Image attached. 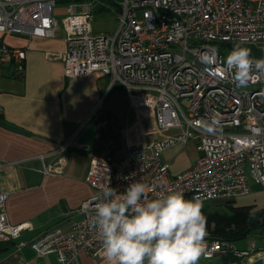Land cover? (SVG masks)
Returning <instances> with one entry per match:
<instances>
[{
  "label": "built area",
  "instance_id": "built-area-1",
  "mask_svg": "<svg viewBox=\"0 0 264 264\" xmlns=\"http://www.w3.org/2000/svg\"><path fill=\"white\" fill-rule=\"evenodd\" d=\"M58 3L65 4L62 15L56 13ZM100 4L119 19L113 36L94 32ZM60 27L65 33V76H110L112 84L125 88L140 118H152L153 127L145 131L148 139L131 146L120 160L110 152L92 153L83 181L93 194L78 208L79 219L71 220L66 232L56 227L19 241L17 248L28 247L38 257L53 255L58 264H78L80 253L105 264L89 217L96 197L108 186L122 194L129 184L139 182L147 186L150 199L175 190L202 203L235 200L250 194L252 185L264 190V77L254 75L247 87H235L223 52L212 45H253L262 49V57L251 58L263 59L264 0H0V32L53 38ZM214 51L215 63L201 62V56ZM25 56L19 48H0L1 60L14 63L20 74ZM98 105L86 122L96 118ZM213 113L220 114L222 125L215 136L196 125ZM190 141L201 156L172 176L165 151L176 145L184 148ZM72 144H62L52 165L45 164L50 155H40L42 172L62 173L63 152ZM7 197L0 188V242L17 240L31 227L28 222H9ZM204 243L206 255L200 260L206 261L263 251L238 250L208 235Z\"/></svg>",
  "mask_w": 264,
  "mask_h": 264
},
{
  "label": "crops",
  "instance_id": "crops-1",
  "mask_svg": "<svg viewBox=\"0 0 264 264\" xmlns=\"http://www.w3.org/2000/svg\"><path fill=\"white\" fill-rule=\"evenodd\" d=\"M64 7V3L57 4L56 13L62 15ZM64 39L61 27L53 38L0 32V48H19L26 55L22 74L14 63L0 58V188L8 193L9 222H28L31 226L17 240L0 242V264H58L53 255L38 257L30 248L19 249L16 244L56 227L68 230L70 221L80 217V205L93 194L83 180L90 155L98 153L94 148L102 144L101 152L124 158L131 146L148 139L145 131L153 127L152 118H140L125 88L112 84L110 76L98 72L82 78L65 76L61 59ZM113 89L117 96L106 107L102 98ZM100 101L96 118L86 122ZM114 125L120 126L117 141L113 139L117 138ZM68 141L73 144L63 152L62 173L44 174L39 156L50 155L45 164L52 165L57 158L54 153ZM184 150L186 146H176L164 153L172 176L196 161ZM233 201L236 206L264 209V190L252 185L250 194ZM261 237L264 240V235ZM263 247L251 241L247 247L235 248ZM77 259L78 264H103L101 258L85 253Z\"/></svg>",
  "mask_w": 264,
  "mask_h": 264
},
{
  "label": "clouds",
  "instance_id": "clouds-1",
  "mask_svg": "<svg viewBox=\"0 0 264 264\" xmlns=\"http://www.w3.org/2000/svg\"><path fill=\"white\" fill-rule=\"evenodd\" d=\"M251 49L234 45L225 56L226 72L237 88L247 87L255 75L264 77V59H252ZM217 53L201 62L211 65ZM208 135L222 132L219 113L196 121ZM90 214L105 264H199L206 255V217L200 198L185 199L179 191L149 198L147 186L131 183L122 194L108 186L96 197Z\"/></svg>",
  "mask_w": 264,
  "mask_h": 264
},
{
  "label": "trees",
  "instance_id": "trees-1",
  "mask_svg": "<svg viewBox=\"0 0 264 264\" xmlns=\"http://www.w3.org/2000/svg\"><path fill=\"white\" fill-rule=\"evenodd\" d=\"M110 127L112 128V125ZM119 128V125L113 126V130L117 134V138H113L114 141L120 138ZM103 133L104 131L101 130L102 137ZM222 202H225V211L209 210L207 207L202 208L206 217V235L230 244L254 234L264 235V209H255L251 206H236L233 200ZM221 257L220 264H232L236 261V258L231 254H225Z\"/></svg>",
  "mask_w": 264,
  "mask_h": 264
},
{
  "label": "rangeland",
  "instance_id": "rangeland-1",
  "mask_svg": "<svg viewBox=\"0 0 264 264\" xmlns=\"http://www.w3.org/2000/svg\"><path fill=\"white\" fill-rule=\"evenodd\" d=\"M101 3H107V1L106 2L101 1ZM58 5H59V3H58ZM101 7L102 6L100 4L97 7L95 15H94V22H93L94 32L95 33H103V34H105L107 36H113V35H115L116 31L118 30L119 19L117 18L116 14H113L112 12L103 11L102 9H105V8H101ZM189 43L192 44L193 40H190ZM212 45L217 47V48H219V50L221 52H223L224 56H226L227 53L229 51H231V49H232L229 44L212 43ZM263 59H264V55H263ZM106 95L102 98V101L104 102L106 100L105 103H104V106L108 107L110 102L117 96V94L115 93V89H113V91L110 92L108 96H106ZM101 103H99L98 106H100ZM176 146H174V147L176 148ZM174 147H172V148H174ZM177 147H180V146H177ZM172 148H170V149H172ZM184 151L188 154L190 159L196 157L195 159L197 160V158H199V156H201V153L197 152L195 150V144L192 141L188 142V144L186 146V150H184ZM116 155H119V154H116ZM117 157H119V156H117ZM116 159L120 160L122 158H116ZM224 203L225 202H222V201H215V202H203L202 204H203V208L207 207L209 210L225 211ZM62 231L66 232L67 230H62ZM251 241H254L257 244L264 245V240L262 239V237L260 235H258V234H254V235L248 236L245 239H241V240H239L237 242H234L233 246H235L236 248H241V247H244V246L247 247V245ZM262 250L264 251V247L262 248ZM263 251H259L258 253L254 254V255H252L250 257H245V258H242V257H237L236 258V257H234V258H236L235 263L236 264L237 263H239V264H248L249 262L254 261V259L256 260L257 258H263L264 257V252ZM221 258L222 257L218 255L217 257L213 258L212 260L200 261L199 264H220L221 263V261H220ZM235 263H232V264H235Z\"/></svg>",
  "mask_w": 264,
  "mask_h": 264
},
{
  "label": "water",
  "instance_id": "water-1",
  "mask_svg": "<svg viewBox=\"0 0 264 264\" xmlns=\"http://www.w3.org/2000/svg\"><path fill=\"white\" fill-rule=\"evenodd\" d=\"M246 47L250 48L251 54H253L257 58L262 57V49L261 48H256L253 45H247ZM94 149L98 153L101 152L102 151V144H98ZM248 264H264V258H257L256 260L249 262Z\"/></svg>",
  "mask_w": 264,
  "mask_h": 264
},
{
  "label": "bare ground",
  "instance_id": "bare-ground-1",
  "mask_svg": "<svg viewBox=\"0 0 264 264\" xmlns=\"http://www.w3.org/2000/svg\"><path fill=\"white\" fill-rule=\"evenodd\" d=\"M99 153H101V152H99ZM99 153H96V154H99Z\"/></svg>",
  "mask_w": 264,
  "mask_h": 264
}]
</instances>
